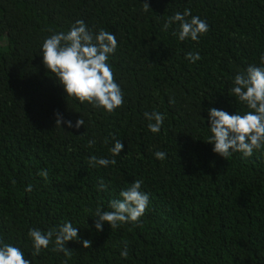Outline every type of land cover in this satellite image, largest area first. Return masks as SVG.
I'll use <instances>...</instances> for the list:
<instances>
[{
    "label": "trees",
    "instance_id": "trees-1",
    "mask_svg": "<svg viewBox=\"0 0 264 264\" xmlns=\"http://www.w3.org/2000/svg\"><path fill=\"white\" fill-rule=\"evenodd\" d=\"M145 2L0 0V239L32 264H264V149L225 159L207 142L210 108L250 110L229 89L249 65L264 66V0H147L144 12ZM185 9L209 25L198 42L180 41L178 23L163 30ZM77 20L116 35L109 63L125 103L113 113L67 96L43 63L45 39ZM188 52L201 59L190 63ZM153 111L165 114L159 133L144 116ZM57 112L73 127L56 126ZM113 137L124 145L115 157ZM92 156L117 162L90 167ZM135 180L150 197L140 224L98 231L97 207L111 211ZM69 221L91 247L68 241L65 256L53 237L31 255L29 229Z\"/></svg>",
    "mask_w": 264,
    "mask_h": 264
},
{
    "label": "clouds",
    "instance_id": "clouds-1",
    "mask_svg": "<svg viewBox=\"0 0 264 264\" xmlns=\"http://www.w3.org/2000/svg\"><path fill=\"white\" fill-rule=\"evenodd\" d=\"M150 7L146 0L143 11L147 12ZM174 23L179 24V29L174 35H177L180 41L190 38L198 42L200 36L209 31L207 22L199 16L192 15L191 9H185L183 13L177 12L171 16L164 23L163 30L167 31ZM117 47L118 41L114 33L104 29L93 33L83 20H77L68 32L54 33L45 39L42 44L43 63L64 85L67 96L113 113L125 103L123 92L114 78L109 63V57L116 52ZM186 59L190 63H195L201 59V56L199 52H188ZM261 65H264V56L261 57ZM229 92L250 110L244 114L238 111L229 114L224 110L210 108L208 119L211 121L209 128L213 135L207 142L213 143V151L225 159L237 152L246 159L253 156L254 150L264 149V66L249 65L245 72L236 74ZM174 102V98L170 99V103ZM144 116L149 120L148 129L152 133H159L165 114L153 111L145 112ZM56 117V126L66 123L69 127H73L72 121L65 120L61 113L57 112ZM81 125H84L83 118L78 119L74 126L79 129ZM113 139L115 143L110 151L115 157L120 155L124 145L119 139L115 137ZM92 143L94 141H89L90 145ZM155 157L163 161L166 153L156 151ZM116 162L114 158L111 160L96 156L89 158L90 167L96 165L107 167L109 164L115 165ZM40 175L47 178L48 172L41 170ZM142 184V180H135L131 187L121 190L120 198L109 202L111 211L97 207L92 216L96 217L98 231H103L104 222L110 224L112 229L129 222L140 224V218L150 204L149 195L141 191ZM98 188L107 190V185L102 179ZM32 190V185H28L26 191ZM28 235L33 241L32 256L39 255L42 249H48L53 237H55V246L51 250L63 252L69 257L71 252L65 246L68 241H82L85 248L92 245L91 240L83 239L79 235L78 227H74L70 221L46 233L38 228H31ZM128 255L125 244L121 256L127 258ZM0 264H32V261L25 259V253L19 247L0 239Z\"/></svg>",
    "mask_w": 264,
    "mask_h": 264
},
{
    "label": "rangeland",
    "instance_id": "rangeland-1",
    "mask_svg": "<svg viewBox=\"0 0 264 264\" xmlns=\"http://www.w3.org/2000/svg\"><path fill=\"white\" fill-rule=\"evenodd\" d=\"M0 44H1V42H0Z\"/></svg>",
    "mask_w": 264,
    "mask_h": 264
}]
</instances>
